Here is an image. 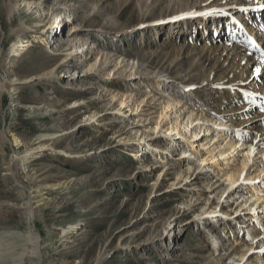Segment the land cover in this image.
I'll return each mask as SVG.
<instances>
[{
	"label": "rangeland",
	"instance_id": "1",
	"mask_svg": "<svg viewBox=\"0 0 264 264\" xmlns=\"http://www.w3.org/2000/svg\"><path fill=\"white\" fill-rule=\"evenodd\" d=\"M7 1L0 0V84L14 85L11 93L0 87V237L6 231L24 237V207L30 201L44 248L41 264H204L211 254L216 257L205 235L195 234V212L205 199L212 206L235 205L240 189L226 198L219 196L222 186L209 193L207 185L215 178L201 167L198 172H207L187 184L180 178L179 188L171 190L187 166L175 164L179 156L169 159L168 145L176 140H153L151 130L162 101H179L196 113L213 108L205 100L209 89L189 91L180 85L198 86L203 75L216 77L214 71L208 73L212 62L202 64L195 55L176 62L171 44L180 46L181 36H171L173 24L167 19L155 23L171 0H32L43 9L44 22L58 19L61 12L66 20L58 37L42 35L43 41L35 39L19 57L10 53L18 29L29 28L19 39L25 41L34 39L30 31L37 33L41 26L34 27L38 18L23 6L8 11ZM139 23L146 27L138 28ZM179 25L184 30L195 26ZM69 43L79 49L75 61ZM190 69L201 75L190 78ZM243 74L250 81L248 72ZM112 91L128 96L133 105L143 100L138 112L120 111L110 99ZM140 151L150 155L144 154L139 165L130 155ZM163 165L169 170L154 187ZM198 197L201 205L193 203ZM190 198L192 210L181 205ZM211 210L205 215H212ZM4 241L20 252L17 240ZM18 257L16 253L15 260L7 257L0 264L18 263ZM233 258L223 264H237L233 261L240 258Z\"/></svg>",
	"mask_w": 264,
	"mask_h": 264
},
{
	"label": "bare ground",
	"instance_id": "2",
	"mask_svg": "<svg viewBox=\"0 0 264 264\" xmlns=\"http://www.w3.org/2000/svg\"><path fill=\"white\" fill-rule=\"evenodd\" d=\"M171 3L172 5L159 13V16L163 18L159 21H155V23H162V21L167 19V21L172 22L173 24L170 29L171 36L174 34L176 37L181 36L179 38L183 43L180 46H177L174 43L171 44L173 47L170 50L172 53L170 54V57H173L176 62H183L193 58L194 55L197 57L198 61L202 62V64L212 62V67H210L211 69L208 73L214 71V73L217 74L216 77L211 76V74L209 76L203 75V82L198 83V86L194 83L180 85L189 91H194L198 88H202L203 90L209 89L208 93H205L209 98L205 100H210L213 104V108L209 113H206L205 110L196 113L191 106L185 107L182 105V107H185L182 109L179 101H162L158 119L156 117L157 121H154V127H151V130L154 131L153 133L156 134L153 140H156L159 137L163 138L162 142L165 141L166 143L167 140L171 142V139L176 140L174 143L177 141L184 143H179L181 149L177 154H173L174 151L171 148L168 150L169 156L171 155L172 158L179 156L174 159L176 165L180 166L185 162V165L187 166L184 168V172H182L184 174L182 177L181 175L176 176L175 181L171 184V190L179 188L178 186H180L179 184L182 179L185 180V183L187 184V182L193 181V177L194 180H196L198 175L201 173L203 174L204 171L207 172L206 169L198 172L201 167H206L209 173L211 175L213 174L215 178L214 183L210 186L207 185L210 190L209 193H213L217 187L222 186L223 192H221L219 196L220 198H222V196L223 198H226L233 196L234 192L240 189L238 190L240 194L238 192V194H234L238 195L235 205L233 204L234 206L231 203V205H224L223 202L212 206L213 202H210L209 199H205V204L200 206L199 210H196L195 212L196 218L198 219H201L203 216H208V218H210L211 215H205V212L209 209H212L209 214H212L211 218L214 219L219 217L217 216L218 214H221L223 218H229L228 215L231 217V214H234L232 219H228L229 222H227V225L230 226L233 223V220L239 218V214L243 213L248 215V217H252L249 212L258 209L260 203L264 204V155L257 156L262 152L264 153V111L259 113L255 110L264 107V85L263 87H260V89H255L257 84L254 82L251 85L250 82H247L248 80L246 81L243 74L247 71L248 75L252 76V79L257 80L263 78L264 57L257 54L243 53L245 49L232 42H227V44L224 43L222 47H220L205 41L202 44V47L199 48L198 43H201V40L200 42L198 40L199 37L200 39L206 40L211 33L212 25L209 26V20H228V16L232 15L236 16L241 20L242 24L247 27L250 25L249 19L251 18V14H256L260 17L263 22L262 26L264 27V0H194L190 1V3L184 0L179 2L171 0ZM212 3L218 4L211 5ZM6 4L8 11L23 6L28 12L34 13L35 18H38L37 21L34 22V27L41 26L40 31L37 33L30 31L32 35H34V39L25 41H19V39L25 31H29V28L25 29L23 25L22 29H18V32L16 33L18 43L14 42L10 48V53L16 57H19L22 52L32 47L35 39H41L43 41L41 38L42 35L51 32L53 33L55 31V25L58 23L61 24L62 20H66L64 14L61 12L58 14V19L55 20L51 17L48 21L44 22L45 13L43 9L39 3L32 2V0H21L18 1V3H15L13 0H8ZM142 21L143 20H141V22ZM199 22L202 23L200 24ZM251 22L254 24L252 18ZM155 23H152V25ZM179 24H185V26L195 25L196 28L192 27L190 30H184ZM136 26H138V28H145L146 24L139 23ZM204 26H206V30L208 29L207 35H204L202 31ZM217 28L219 33H225V31H223L224 28L219 26V24H217ZM75 30H77V28L73 31ZM249 31L258 39V44L262 47L264 52V30L260 31L251 26ZM187 35L191 36L188 38ZM217 37L224 38L222 34H218ZM184 42L187 43L185 44ZM161 45L164 46L162 43ZM68 46L70 47L68 49L70 59L75 61L77 55H79V49L76 45L70 43ZM227 54L229 56L225 57L224 55ZM251 60H254L255 63V68H253V70L252 66H250ZM96 62H98L97 58ZM96 62L94 66H96ZM241 65H245V69H242ZM92 67L93 66H88V71L92 70ZM257 69H259V71H257ZM188 74H190V78L192 79H196L194 77L201 75L197 73L196 70L192 69L188 70ZM110 78L111 77H108V79ZM13 85L14 84H0V87L1 89H8L7 92L11 93V86ZM206 86L209 87L205 88ZM109 94L112 102H118L120 111L122 109H129L127 111L125 110V112L130 111L128 115L137 113L139 106L143 103V100H140L139 103L133 105V102L130 103L129 97L124 94L118 95V93L113 91ZM190 94L193 93L190 92ZM231 95L237 97V104H235L233 100H228ZM183 116L185 117L184 121ZM192 126L196 127L194 132H192L193 128L190 130ZM212 129L213 132L210 135ZM144 131L145 134L146 130ZM195 131H198V133L195 134ZM166 136L168 137L167 140ZM14 139L15 143H18V139ZM174 143L172 142L171 144ZM168 147L171 146L168 145ZM231 158H233L234 162L236 161L235 165L231 164ZM258 159H260L259 163L256 161ZM167 161L168 160L166 159L163 162L167 163ZM163 166L165 168L166 165ZM259 166L261 167L260 169ZM165 169L157 175L156 181L153 183L154 187L164 178L165 173L167 174L169 169ZM257 171H261L262 175H257ZM180 178L182 179L180 180ZM242 190L245 192L247 191L246 195ZM202 191L205 192V190ZM192 199L193 198H190L188 201H183L181 205H183L184 208L192 210L195 207V205L192 204ZM196 201L198 202L197 205H201L199 197L196 198L193 203ZM227 207L229 210H227ZM24 208L26 209V216L24 219L27 224L24 237L17 231H6L4 235H1V262H4L7 257L12 261L15 260L16 253L19 257L17 258L18 263L15 264H22L24 261H26L27 264H41L42 262L41 258L44 256H42L41 249L44 248H42L41 236L34 226L37 214L33 202L31 203L30 201H27ZM228 212L231 213L228 214ZM259 218L261 217L257 214V218L253 222L257 221ZM205 221H209V219ZM210 224L213 223L210 222ZM259 228L260 231H263L259 232L260 236L258 233L255 234L252 232L250 233V236L256 241H259V245H262L264 248V221H262ZM215 229L218 228L214 227L212 230L213 234H215V236L217 235L214 244H216L217 247L221 246L222 250L218 252L217 257H214L211 254L204 264H223L224 260L227 258L230 259L237 254L241 259L246 256L244 259V263L246 262V264L250 262H254V264H264V258L262 257L264 255L263 251L257 246L253 247V243L246 242L245 237L238 241L233 233H228L222 243L220 240H223V238L217 234L220 232ZM238 232L239 231L236 230V234ZM4 239L17 240V243H20L21 245L20 252H17L16 249H11V243L4 244ZM233 240L237 243L234 244ZM207 241L215 251L216 246L213 244V241L210 242L208 239ZM229 247L231 249L230 255L228 254L226 256L227 253L222 251H225V248L228 249ZM260 258H263V260Z\"/></svg>",
	"mask_w": 264,
	"mask_h": 264
},
{
	"label": "snow or ice",
	"instance_id": "3",
	"mask_svg": "<svg viewBox=\"0 0 264 264\" xmlns=\"http://www.w3.org/2000/svg\"><path fill=\"white\" fill-rule=\"evenodd\" d=\"M257 71H259V69H257ZM254 151V150H253Z\"/></svg>",
	"mask_w": 264,
	"mask_h": 264
}]
</instances>
